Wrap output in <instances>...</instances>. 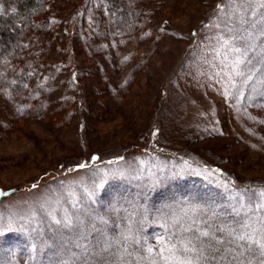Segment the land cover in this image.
I'll use <instances>...</instances> for the list:
<instances>
[{
    "label": "rangeland",
    "instance_id": "374dc122",
    "mask_svg": "<svg viewBox=\"0 0 264 264\" xmlns=\"http://www.w3.org/2000/svg\"><path fill=\"white\" fill-rule=\"evenodd\" d=\"M43 1L47 26L32 41L22 37L34 49L22 65L27 79L0 83V187L12 189L0 197V214L18 221L16 231L0 237V260L195 261L198 253L166 254L162 233L176 225L187 236L215 232L225 220L241 225L232 235L203 240L205 251L241 233L260 240L259 214L250 215L255 201L237 205L235 219H212L207 208L231 211L225 186L264 190V37L256 39L260 28L252 27L259 17L228 0H128L126 23L122 10L113 9L115 0ZM79 10L83 16L70 24ZM248 32L252 64L236 77L232 65L241 53L233 49L244 45L231 37ZM249 75L253 80L245 84ZM92 151L99 158L90 164ZM214 165L227 176L213 173ZM191 199L201 214H194ZM180 239L173 241L178 248ZM148 241L154 254L146 252ZM243 244L235 249L243 251Z\"/></svg>",
    "mask_w": 264,
    "mask_h": 264
},
{
    "label": "trees",
    "instance_id": "16d2710c",
    "mask_svg": "<svg viewBox=\"0 0 264 264\" xmlns=\"http://www.w3.org/2000/svg\"><path fill=\"white\" fill-rule=\"evenodd\" d=\"M133 1V0H132ZM114 11H118L121 9L122 11H118L122 18L125 19L126 23L130 21V8L128 5V0H115L114 1ZM6 12V16H3V13ZM83 10H79L78 14L75 12L72 13L69 17V23H74L77 16H83ZM2 17V18H1ZM47 16L44 14V1L43 0H1L0 1V83L4 85H11L13 83H23L27 79V70L26 67L22 65H26L27 62L31 60L34 52L33 48H30L27 42V45L24 44V40L22 37H26V40H29L28 37L32 39H36V32L39 33L43 27L47 26ZM36 30V31H34ZM66 30V29H65ZM68 35H72L70 31L65 32ZM22 41V44H21ZM29 41V42H31ZM31 42V44H33ZM25 47H28L26 50H23ZM23 53V54H22ZM152 149H148L151 151ZM158 151V150H156ZM152 152V151H151ZM158 153V152H154ZM96 157V159H93ZM99 158V155L92 151L88 154L87 161L92 164L95 160ZM122 156H118L115 160H120ZM175 158H180L178 155ZM169 159V158H168ZM118 160V161H119ZM96 162V161H95ZM177 163L176 160L173 161ZM188 162V161H187ZM207 168V167H206ZM211 171L215 174L227 176L225 171L221 166L214 165L210 167ZM231 179V178H230ZM232 182H234L231 179ZM230 182V181H229ZM231 184V182H230ZM233 184V183H232ZM256 188L255 185L252 186ZM12 191L11 188L2 190L0 187V192L10 193ZM5 195H0V197H4ZM191 199L190 205L195 207L194 214L200 213L197 209V204ZM252 212L250 215H254L256 213L259 214V222L260 226L264 229V222L261 220V217L264 216V211L258 210L256 207L251 208ZM260 211V213H259ZM189 212H193L188 210V212H183L186 215H189ZM201 214V213H200ZM199 221V217H197ZM235 219L234 217H230ZM211 219V218H210ZM228 222V221H227ZM176 223L180 224V220H176ZM183 224V223H182ZM183 232V231H182ZM175 234V238L171 241H176L178 237L186 238V234H181L177 228V225L172 227L171 230H167L164 234L162 233L161 237H166V240L169 236ZM220 232L215 231V237L219 236ZM165 240V238H163ZM204 241H209L207 238H202ZM231 239V238H230ZM131 244L136 245L137 241H130ZM225 244H217L214 243L215 246L209 248L207 246V250L204 252V255L208 257L207 260H201L200 264H262L264 261V256L261 255V250L258 246L253 245V251H249L247 247L244 246L243 251L235 249L238 244L235 240H231ZM230 243V244H229ZM147 246L145 247L148 255L154 254V251L157 250L152 242L148 241ZM219 247H217V246ZM244 245V244H243ZM233 246V249L230 248ZM154 247V248H153ZM164 247V246H163ZM151 249V251H149ZM214 249H217L214 251ZM169 251H166V254ZM165 254V255H166Z\"/></svg>",
    "mask_w": 264,
    "mask_h": 264
},
{
    "label": "snow or ice",
    "instance_id": "6c2138e0",
    "mask_svg": "<svg viewBox=\"0 0 264 264\" xmlns=\"http://www.w3.org/2000/svg\"><path fill=\"white\" fill-rule=\"evenodd\" d=\"M239 2L240 4H244L245 7L243 11L245 13H249L251 16L255 17L258 16L259 19H257L253 24L252 27L255 28L259 26L260 31L256 35V39H259L260 37H264V0H228V4H235ZM255 5V7H253ZM217 7H221L218 5ZM227 7V5H225ZM224 17H227V19L231 20L232 16L228 12L223 13ZM241 24H247L248 20L244 17L240 18L239 21ZM231 31V29H229ZM246 31V30H245ZM253 39V34L251 32L247 33V38L243 35H234L231 37L232 41H240L244 48L243 50L241 48H235L233 51L240 52L241 57H238L235 61V63L232 65L233 73L236 77H243L245 76L244 71L240 70V67L243 65L247 67L248 65L252 64V60L248 57V52L252 50L254 45H250L248 42ZM225 44L229 43L228 40L224 41ZM261 53H264V41H261ZM261 60L264 61V55H261ZM253 80V76L249 75L244 80L245 84H248L249 81ZM264 83V81H262ZM233 87H235V81H233ZM229 95H233V93H229ZM243 95V93H241ZM93 159H96V157H93ZM78 167L84 168L85 165L81 164ZM104 186L103 181L100 183H94L90 192V198L96 197L98 195L99 189H101ZM155 186V182L153 184ZM35 187V185L33 186ZM251 193V194H249ZM225 194L233 201V203L230 205V212H217L215 209V206L208 205L207 208L209 211L212 212V219H218L220 217H238L240 215L239 208L245 207L246 204L252 205L255 201L254 207H256L260 211H264V190L257 193L255 191H252L249 188H244L242 186H235L234 188L231 186H225ZM0 195H7L5 192H0ZM95 202V201H93ZM239 205V208L237 207ZM78 219V218H77ZM101 221H103V217L99 218ZM261 220L264 221V216L261 217ZM17 219L15 216L10 215L8 217L4 216L3 214H0V237L6 234V231H16L17 229L14 227V225L17 223ZM55 223L59 224L60 221H55ZM73 224V221L71 219L66 218L65 220V227H70ZM237 225H241V220H236L235 224H228L227 220H225V223L222 227L216 228V232H228L229 235H232L237 231ZM211 227V225H209ZM242 227H248L247 224H243ZM31 232L36 233V235H39L38 229H30ZM198 231V235H189L186 238L179 240L180 247L178 248L177 244L170 243L174 238L175 234L168 237L169 243L166 244V249L169 252H172L173 255H175L177 252L184 254V253H198L195 261L192 259L188 260H180L177 261L176 264H200L201 260H207L208 257L204 255L205 252V246L204 241L202 238H211L215 239V232L213 231ZM264 231V229H262ZM184 233H188L189 229L185 228L183 229ZM234 240L237 243H244V246L247 247L249 251H253V245L258 246L261 250V255L264 256V236L261 237L260 240H254L251 236L245 235L243 233L239 235L234 236ZM216 243H221L220 240H216ZM210 248V246H209ZM151 251V249H149ZM0 264H5V261L0 260ZM61 264H72V262L69 261H62ZM262 264H264V261H262Z\"/></svg>",
    "mask_w": 264,
    "mask_h": 264
}]
</instances>
